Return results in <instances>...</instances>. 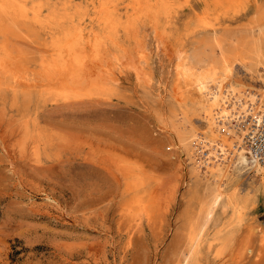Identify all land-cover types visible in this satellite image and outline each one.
<instances>
[{"label":"rangeland","instance_id":"374dc122","mask_svg":"<svg viewBox=\"0 0 264 264\" xmlns=\"http://www.w3.org/2000/svg\"><path fill=\"white\" fill-rule=\"evenodd\" d=\"M174 4L178 11L158 24L164 50L189 45L196 25L209 17L216 21L219 14L221 30L245 33L259 10L257 0H247L239 13L219 7L217 0ZM22 42L17 48L39 56L35 44ZM237 77L247 87L264 89L256 77L242 72ZM41 89L19 105L11 95L0 98V115L5 112L7 119L0 121V264H181L200 198L194 163L186 160L181 178L185 151L172 145L160 121L164 111L171 113L170 95L164 100L148 95L126 75L118 91L103 96L84 90L53 100ZM26 120L28 126L22 124ZM10 127L17 133H9ZM28 131L37 140L21 150ZM234 179L242 193H253L260 181L254 168ZM136 198L147 208L133 205ZM249 206L226 243L211 247L216 229L210 227L194 264H264V192ZM259 225L262 231H256Z\"/></svg>","mask_w":264,"mask_h":264},{"label":"bare ground","instance_id":"6f19581e","mask_svg":"<svg viewBox=\"0 0 264 264\" xmlns=\"http://www.w3.org/2000/svg\"><path fill=\"white\" fill-rule=\"evenodd\" d=\"M217 2L235 13L247 8V0ZM257 2L258 15L245 33L229 26L221 30L219 14L216 21L209 17L196 25L189 45L164 50L158 24L178 11L174 0H0V98L11 95L19 105L40 86L39 92L53 100L84 90L103 96L118 91L125 75L148 95L164 100L169 94L171 113L167 117L164 111L160 121L172 145L185 151L181 178L188 159L198 180L199 207L181 263L194 264L210 227L216 229L209 235L211 247L226 243L244 223L250 203L264 192V154L253 151L264 133V89L247 87L237 77L242 72L264 83V6ZM20 41L35 44L39 56L17 48ZM0 116L6 122V113ZM22 124L28 126V120ZM37 137L28 131L19 142L21 150ZM41 146L42 141L36 151ZM249 168L255 169L259 185L253 193H242L234 178ZM135 204L147 208L141 198ZM255 229L262 231L260 225Z\"/></svg>","mask_w":264,"mask_h":264},{"label":"built area","instance_id":"2783aa9c","mask_svg":"<svg viewBox=\"0 0 264 264\" xmlns=\"http://www.w3.org/2000/svg\"><path fill=\"white\" fill-rule=\"evenodd\" d=\"M261 135L262 137L260 141L254 146V153L255 154L259 153L260 155L264 154V133H262Z\"/></svg>","mask_w":264,"mask_h":264}]
</instances>
